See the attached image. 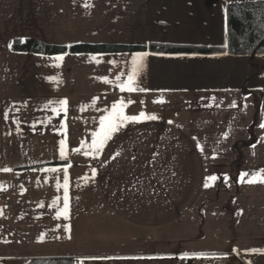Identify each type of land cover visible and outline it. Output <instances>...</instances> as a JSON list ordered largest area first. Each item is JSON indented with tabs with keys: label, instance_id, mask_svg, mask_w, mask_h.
Wrapping results in <instances>:
<instances>
[{
	"label": "crops",
	"instance_id": "0c3cea01",
	"mask_svg": "<svg viewBox=\"0 0 264 264\" xmlns=\"http://www.w3.org/2000/svg\"><path fill=\"white\" fill-rule=\"evenodd\" d=\"M251 1L258 0H82L79 5L89 20L77 22L74 0H49V15L41 11L43 1L35 0L27 2L33 11L24 7L12 12L7 26L21 29L28 21V28L44 29L48 22L52 29L72 32L129 25L137 45L224 48L229 41L227 6ZM123 4L128 13L107 24L105 7L112 11ZM67 38L52 44L69 47L72 40ZM134 55L67 54L62 62L46 57L47 87L40 84V68L25 69L20 63L16 71L5 67L0 86L3 264L34 257L74 258L75 264H264V213L260 218L256 205L263 199L249 196L255 186L247 180L215 175L230 165L220 150L233 157L239 151L233 140L244 127L249 138L246 121L254 108L251 101L244 105L243 98L260 92L264 80L252 64L264 58L148 53L136 81L145 91L122 92L116 78L127 79ZM27 57L33 55L13 53L12 60ZM27 81L37 85L26 86ZM6 84L17 89L7 90ZM47 89L50 93L42 94ZM121 99L126 115L144 112L158 118L127 122L98 157L86 156L91 149L84 145L91 144L100 118ZM63 100L66 106L59 103ZM253 121L252 126L259 125ZM224 140L221 149L218 141ZM54 162L59 164L40 168ZM29 168L34 169L23 170ZM212 176L214 181L208 179ZM65 180L69 212L58 218Z\"/></svg>",
	"mask_w": 264,
	"mask_h": 264
},
{
	"label": "rangeland",
	"instance_id": "374dc122",
	"mask_svg": "<svg viewBox=\"0 0 264 264\" xmlns=\"http://www.w3.org/2000/svg\"><path fill=\"white\" fill-rule=\"evenodd\" d=\"M24 6L22 4H19V2H21V0H15V4H11L10 0H0V86L2 85L3 82V72L4 70H6L7 68H9V70L11 71H16L18 64H22L23 66H25V69H29V67H34L35 68H40V70L43 72L42 73V78H41V83L45 85V87L50 85V64L48 59H44L46 57H43V59H40L39 61H37V56L33 55V57H27V59L24 61V59H16V60H12V44L13 41L16 39H37L40 40L42 42L48 43V44H52V43H56V39L59 41L63 37L65 38V40H61L62 42H66V39H68L67 37H69L68 41H71L72 44L69 45V47L71 46H75L78 44H123V45H137L135 44L133 41H135L136 38V34H133L131 32V28L129 27V25H123V28H112V29H99V28H76L74 29L72 32L71 30H58V29H52L50 27H48L49 23L47 22L46 25L44 26V29H31L28 28V24H32L29 23L28 21H25V28H21V29H16V28H10L7 25L10 24L12 18V12H17L19 11L18 9L24 8L25 7V11H28V8L31 9V11L34 10V7H30L28 5L27 2H32L35 0H24ZM43 1L42 4L40 5V7L42 8L41 11L45 12L46 15L50 14V10H51V6H50V2L49 0H41ZM45 1V2H44ZM112 1H116V0H112ZM122 2H124L125 0H121ZM79 2V3H78ZM74 11H75V20H77V22L79 21H88L89 19H85L84 17L87 14V10L82 7L81 5H79L80 3H82V0H74ZM118 5V4H115ZM126 5H119L117 9L112 10V11H107L105 7V10L103 12V20L106 21V23H113V21L116 20H120L118 17L120 16H125L128 12L127 9L125 8ZM115 7H112L111 9H114ZM39 9V8H38ZM118 11V13H117ZM32 13V12H30ZM88 15H91L92 17L90 18L91 20H95L93 17L96 16L90 12H88ZM118 15V16H117ZM82 16V19H81ZM79 20V21H78ZM75 22V23H77ZM91 26H95L94 23L91 24ZM71 32V33H70ZM61 35V36H60ZM143 38V37H142ZM54 45V44H53ZM60 46V45H59ZM130 55V54H128ZM35 57V58H34ZM41 57V56H40ZM257 64H252V67L254 68H258L259 69V79L260 77H263L264 80V59L256 60L254 61ZM6 64V65H5ZM7 67V68H5ZM254 71V70H253ZM252 71V72H253ZM11 80V77L8 78V81ZM26 86L27 85H37L35 81H27L25 82ZM87 84V83H84ZM262 85L260 86V92H252L251 93V97L250 95H245L243 98V103L244 105L246 103H249L251 101L252 107L254 108L253 110H251V108L249 109L253 111L250 115V119H247L246 122L249 123L250 125V131H249V138L247 137L246 134V128L244 127V132H242L238 139L235 138V140H233V149H237L239 150L238 152H236V154L234 155L233 153V157L232 156H228L227 157V153L225 151L228 150H220V152H222V154H220V157L222 159L223 158H227L229 161L226 162L224 161L225 164H230L228 166H222L221 168H223V170L219 173V174H215L218 176V179H232L234 181H241V176L242 174V170L246 169L247 172V176H244V180L248 181L249 179H251L253 177L254 174L260 172L261 169H264V128L260 127L261 124H264V84L261 83ZM3 88H6L7 90L9 89H17L16 86H12L11 84H6V86H4ZM42 94H49L50 92L47 90L42 91ZM249 97L251 99H249ZM237 103H240V100H237ZM257 105H259V109L257 111ZM228 119L230 120L231 117L229 116ZM254 119H256L257 122H259V125H254L252 126V124L255 122L253 121ZM233 123H235L234 121L232 123H228V130H229V136L232 135V132H234V126L232 125ZM252 123V124H250ZM258 124V123H257ZM242 131V129H241ZM230 138V137H229ZM231 140L234 138H230ZM198 143L203 147L202 141H198ZM225 143H227L225 140L224 141H218V144H221L222 148H225L226 145ZM225 145V146H224ZM235 146V147H234ZM220 147V145L218 146ZM13 159H15V157H13ZM243 160V161H241ZM235 162L239 164L241 162H243V165H236L233 166L232 164ZM78 163V162H77ZM59 163L54 162L53 165H57ZM50 165V164H49ZM46 165H43L40 168H43ZM233 166V167H232ZM232 167V168H231ZM226 168H231L233 169V171L231 173L227 172L228 169ZM234 169H238V170H234ZM240 171V172H239ZM214 175V176H215ZM222 176V177H221ZM260 183V182H259ZM251 185H254V187H250V189L248 190L249 192V196H257V197H261L264 200V183H260L258 186L255 183H251ZM240 191V190H238ZM246 191V190H244ZM262 200V201H263ZM262 201H257L256 205L259 208V211H257L260 214V218H262V214L264 213V204ZM262 203V204H261ZM255 205V204H254ZM252 205V206H254ZM251 206V207H252ZM255 211V210H254ZM263 212V213H262ZM264 216V214H263ZM252 217H250L251 219ZM252 222V221H251ZM83 246V245H82ZM81 248V246H79ZM15 249H18L17 247ZM19 250V249H18ZM10 254H14V255H22L19 252H9ZM82 254V253H80ZM24 255V253H23ZM43 257H34V258H28V259H23L21 258L20 260L13 262V263H9V264H27L30 260L32 259H40ZM61 258V257H58ZM65 258V257H62ZM73 260V262L75 263V259L74 258H70ZM3 260L0 259V264H3L2 262ZM5 264V263H4Z\"/></svg>",
	"mask_w": 264,
	"mask_h": 264
},
{
	"label": "trees",
	"instance_id": "16d2710c",
	"mask_svg": "<svg viewBox=\"0 0 264 264\" xmlns=\"http://www.w3.org/2000/svg\"><path fill=\"white\" fill-rule=\"evenodd\" d=\"M227 47L212 48L192 45L149 43L146 45L78 44L71 47L48 44L37 39H16L12 52L17 54L55 57L60 55H221L264 58V0L239 2L227 6ZM53 165V164H50ZM48 165V166H50ZM23 169V170H30ZM27 264H75L70 258L32 259Z\"/></svg>",
	"mask_w": 264,
	"mask_h": 264
},
{
	"label": "snow or ice",
	"instance_id": "6c2138e0",
	"mask_svg": "<svg viewBox=\"0 0 264 264\" xmlns=\"http://www.w3.org/2000/svg\"><path fill=\"white\" fill-rule=\"evenodd\" d=\"M227 11V10H225ZM148 53H137L131 58V71L127 75V79L125 81H121L120 77L118 76L117 79V86L120 88V91H127L129 93L133 92H143L145 89L139 88L136 85L137 77L144 67V59L147 57ZM58 62H62L64 59L63 55L57 56L54 58ZM95 59V58H94ZM113 63H115L113 61ZM59 66V64H57ZM105 80V82H109L107 78H102ZM163 102V101H159ZM62 106L67 105V101L63 100L59 102ZM128 103H133V101H129ZM126 103L123 99L119 101L117 104H113L111 107V111L108 112L107 115H104L99 120V130L92 133V141L90 145H84V147L91 149V151H85V155H91L93 158L98 157L102 150L104 149L106 143L112 139V136L114 133L120 130L121 126L126 124L127 122H141L143 120H156L158 117L156 115H146L144 112H141L139 115H126L125 114V108ZM235 106V105H233ZM246 107V106H245ZM66 112V108L63 109ZM52 111L58 112L56 108H53ZM171 123V121H169ZM260 127L264 128V124H261ZM64 141H61V157L65 155L64 149H63ZM203 150V149H201ZM76 151H79V149H76ZM4 171H11V169H3ZM50 171H57L56 169H51ZM93 172H95V169H93ZM247 173H244L241 176V182L244 181V176H247ZM209 180L214 181L216 177L212 176L208 178ZM248 183H264V169H261L260 172L253 175L251 179L246 181ZM208 186L207 184L205 185ZM59 187V184H58ZM64 189H65V196H64V207L62 211H59L57 213V217L63 215L65 218L68 217L69 212V205H68V183L67 180H65L64 183ZM56 201H53V206H55ZM252 251H259V250H252Z\"/></svg>",
	"mask_w": 264,
	"mask_h": 264
},
{
	"label": "bare ground",
	"instance_id": "6f19581e",
	"mask_svg": "<svg viewBox=\"0 0 264 264\" xmlns=\"http://www.w3.org/2000/svg\"><path fill=\"white\" fill-rule=\"evenodd\" d=\"M43 57V56H42Z\"/></svg>",
	"mask_w": 264,
	"mask_h": 264
}]
</instances>
